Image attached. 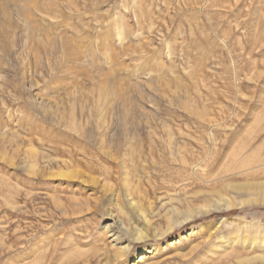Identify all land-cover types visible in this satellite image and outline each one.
Returning <instances> with one entry per match:
<instances>
[{
  "label": "rangeland",
  "instance_id": "1",
  "mask_svg": "<svg viewBox=\"0 0 264 264\" xmlns=\"http://www.w3.org/2000/svg\"><path fill=\"white\" fill-rule=\"evenodd\" d=\"M7 1L0 264H133L145 246L146 264H232L231 241L264 255V205L202 214L181 189L264 179V0ZM194 169L212 187L183 181Z\"/></svg>",
  "mask_w": 264,
  "mask_h": 264
},
{
  "label": "bare ground",
  "instance_id": "2",
  "mask_svg": "<svg viewBox=\"0 0 264 264\" xmlns=\"http://www.w3.org/2000/svg\"><path fill=\"white\" fill-rule=\"evenodd\" d=\"M9 1V0H8ZM7 1V3H8ZM14 1V0H13ZM36 1V0H35ZM5 2V1H4ZM3 2V3H4ZM40 2V1H39ZM46 2V0H45ZM55 2V1H54ZM72 2V1H71ZM2 3V2H1ZM0 3V4H1ZM6 3V2H5ZM12 3V2H11ZM14 3V2H13ZM26 3V1H25ZM29 3V2H28ZM34 3V1H33ZM37 3V2H36ZM51 3V2H50ZM49 3V4H50ZM53 3V2H52ZM70 3V1H69ZM10 5V3H8ZM20 3L17 4V6L19 5ZM39 4V3H37ZM48 4V5H49ZM74 4V3H73ZM72 4V5H73ZM34 5V4H32ZM41 5V4H40ZM3 6V5H1ZM12 6V5H11ZM28 6V5H27ZM36 6V5H35ZM55 6V5H54ZM22 7V6H21ZM38 8L40 6H37ZM46 7V5H45ZM44 7V8H45ZM51 7V5H50ZM74 7V6H73ZM6 8V7H4ZM17 8V7H16ZM24 8V7H23ZM28 8V7H27ZM35 8V7H34ZM33 8V9H34ZM1 9H3L1 7ZM37 9V8H35ZM4 10V9H3ZM7 10V9H6ZM25 9H23L24 11ZM39 9H37L38 11ZM51 10V9H50ZM1 11V10H0ZM14 12H16L15 10H13ZM12 11V12H13ZM26 11V10H25ZM49 11V10H47ZM55 11V10H54ZM8 12V11H7ZM39 12V11H38ZM1 13V12H0ZM40 13V12H39ZM6 14V13H5ZM10 14V12H9ZM17 14V13H16ZM47 14V13H46ZM8 15V14H7ZM31 15V14H30ZM44 15V14H42ZM20 16V15H17V17ZM11 17L10 15H8V18ZM37 17V16H35ZM52 17V16H51ZM7 18V17H5ZM19 18V17H18ZM27 18V17H26ZM40 18V17H39ZM43 18V16H42ZM45 18V17H44ZM11 19V18H10ZM24 19V18H23ZM55 19V18H53ZM2 20V19H0ZM9 20V19H8ZM26 20V19H25ZM30 20V18H29ZM5 22V21H3ZM12 23H14L12 21ZM5 24V23H4ZM7 24V23H6ZM3 25V24H2ZM1 25V26H2ZM15 25V23H14ZM11 26V25H10ZM16 26V25H15ZM12 28V27H11ZM14 32V31H13ZM116 35L118 37L119 40H122L125 38V35H126V32H125V28L124 26H120L117 30H116ZM208 120V119H207ZM214 127V126H213ZM103 140V139H102ZM256 149V148H255ZM254 149V150H255ZM210 151V150H209ZM243 151V150H242ZM235 153V152H234ZM244 153V152H242ZM255 153V152H253ZM258 153V152H256ZM226 154V153H225ZM247 154V153H245ZM238 155V154H237ZM241 155H244V154H241ZM249 155V154H248ZM239 156V155H238ZM237 156V157H238ZM259 156V154H258ZM184 157V156H183ZM181 156V161H183V163L185 162V159ZM235 157V159L237 158ZM239 157H242V156H239ZM257 158V157H256ZM223 159V158H222ZM262 159V158H261ZM239 160V159H237ZM242 160V159H240ZM244 160V159H243ZM248 160V159H246ZM252 160V159H251ZM250 160V161H251ZM236 161V160H235ZM249 161V160H248ZM247 161V162H248ZM249 161V162H250ZM252 162V161H251ZM251 162L249 164H251ZM198 163V162H197ZM235 163V162H234ZM253 163V162H252ZM35 163L32 164V166L34 167ZM248 164V165H249ZM255 164V163H254ZM196 165V164H195ZM242 165V164H241ZM197 168L200 167L201 165L197 164L196 165ZM238 166V165H237ZM251 166V165H250ZM253 166V165H252ZM262 166V165H260ZM239 167V166H238ZM243 167V166H242ZM241 167V168H242ZM245 167V166H244ZM247 167V166H246ZM258 167V166H257ZM186 168V167H185ZM251 170H255V169H252ZM183 171V169H182ZM232 171V170H231ZM256 171V170H255ZM259 171V170H258ZM241 173V172H240ZM239 173V174H240ZM233 174V173H232ZM251 174V173H250ZM253 174V173H252ZM61 175V173H60ZM245 175V174H244ZM214 174H209V176H206L205 177V173L203 172V169H200V170H197V169H194V172L192 171L191 173H189L188 177L187 178H184L183 181H188V183H195L197 181L201 182L202 184H204L205 186H211L212 187V184H213V179L211 177H213ZM251 176V175H249ZM249 176L248 175H245V179L244 180H239V181H236V180H225V182L219 186V188L213 186L212 188H209V189H201L199 191H196L194 193H191L189 194V192L186 189L187 185H183V187H181V189L184 191V202H188L190 203L191 205H195L197 202H201V205L199 206L198 210L202 213V214H209L211 213L212 211H220L222 209H235V208H238V207H243V206H246V205H256V204H259V205H264V179H249ZM255 176V174L253 175ZM262 176V175H261ZM214 178V177H213ZM257 178V177H256ZM241 179V178H240ZM182 181V180H181ZM178 183L180 181H177ZM221 182V181H220ZM185 183V182H184ZM187 183V184H188ZM203 185V186H204ZM218 185V184H217ZM163 188V187H162ZM186 202V203H187ZM131 205H134L133 202H131ZM164 206V203H161L160 206L158 207H154L152 205H150V208L152 209V214L151 216H149V214L147 213L146 209L144 207H142L141 205L139 204H135V214H136V219L139 221H144V222H147L148 224H151L152 225V222L155 218H161L164 214L161 212V209L163 208ZM190 206V205H189ZM173 209V208H172ZM177 209V208H176ZM202 209V210H201ZM178 211V210H177ZM175 212V211H174ZM199 212V213H200ZM166 216V215H165ZM192 217H194L193 213L189 215V217H187L189 220L192 219ZM117 222V221H116ZM252 224V223H251ZM170 226V225H169ZM173 229V228H171ZM170 229V230H171ZM248 231V230H247ZM254 232V231H253ZM188 235L190 233H187ZM186 234V235H187ZM137 238L140 239V240H143L144 242H146L147 240H150L151 237H163L164 236V233H158L156 236L153 235V236H149V234H143V233H137ZM248 236V235H247ZM252 236V235H251ZM256 236V235H255ZM255 236H254V239H255ZM186 237V236H185ZM253 237V236H252ZM190 238V237H189ZM248 238V237H247ZM259 238V237H258ZM264 238V237H263ZM180 239V238H179ZM178 238L175 239L174 241L171 240L168 245L166 247H164L163 251L164 250H169V249H172L176 246H178L179 244V240ZM242 239V238H241ZM248 240V239H247ZM187 241V239H186ZM188 240L187 245L191 248H194L199 246V242H194V241H190ZM219 241V240H218ZM225 241V240H223ZM245 240H242L241 242H244ZM233 242L234 241H231L230 245H231V249H226L223 254H227L228 256L230 257H234L235 258V261L234 263L232 264H257V262L259 261H264V255L263 254H252L251 252L248 251V253L246 252H241L240 251V248L239 250H237L236 248H234L233 246ZM221 243V242H220ZM228 243V241H227ZM247 243V242H245ZM253 243V241H252ZM219 244V243H218ZM225 244V243H223ZM264 244V243H263ZM263 244H262V247H263ZM228 245V244H227ZM243 245V244H242ZM252 245V244H251ZM214 246V245H213ZM221 248L222 245H219ZM225 246V245H223ZM177 248V247H176ZM244 248V246H243ZM157 247L156 246H150V247H144L142 249L139 250V254H142L141 256L139 255L138 257L136 256V252L132 255V259L134 262L133 264H146L145 262V259H146V255L149 254V253H152L151 256L155 253H153V251H157ZM246 249V248H245ZM253 249V248H252ZM247 250V249H246ZM178 253H181L182 249H178L176 250ZM209 252L210 253H213V254H216L218 256L219 259L221 255L223 254H220V250H214V248H212L210 250L209 248ZM256 252V251H255ZM184 253V252H182ZM244 255H247V256H244ZM156 257V256H155ZM152 260V259H150ZM100 262V260H98ZM89 262H87L86 264H88ZM109 264V263H108Z\"/></svg>",
  "mask_w": 264,
  "mask_h": 264
}]
</instances>
